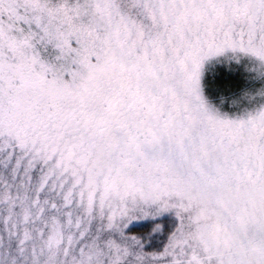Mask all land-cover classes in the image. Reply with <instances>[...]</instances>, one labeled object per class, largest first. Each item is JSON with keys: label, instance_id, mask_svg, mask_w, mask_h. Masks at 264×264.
Listing matches in <instances>:
<instances>
[{"label": "snow or ice", "instance_id": "obj_1", "mask_svg": "<svg viewBox=\"0 0 264 264\" xmlns=\"http://www.w3.org/2000/svg\"><path fill=\"white\" fill-rule=\"evenodd\" d=\"M0 264H264V0H0Z\"/></svg>", "mask_w": 264, "mask_h": 264}]
</instances>
